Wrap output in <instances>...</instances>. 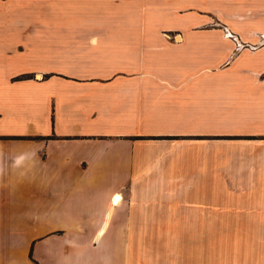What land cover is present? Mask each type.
<instances>
[{"label": "crops", "instance_id": "0c3cea01", "mask_svg": "<svg viewBox=\"0 0 264 264\" xmlns=\"http://www.w3.org/2000/svg\"><path fill=\"white\" fill-rule=\"evenodd\" d=\"M211 12L264 35V0H0V264H264V44Z\"/></svg>", "mask_w": 264, "mask_h": 264}, {"label": "rangeland", "instance_id": "374dc122", "mask_svg": "<svg viewBox=\"0 0 264 264\" xmlns=\"http://www.w3.org/2000/svg\"><path fill=\"white\" fill-rule=\"evenodd\" d=\"M190 9L191 8H187V7L179 8L181 17L182 15L187 16ZM207 14L209 15V18H206L207 21L202 24L203 26L198 25V26H194L191 28H187V29H191V30L210 29V30H219V31L224 32V37L231 39L234 43L233 56H235L237 53H239L244 48H250L254 50L258 48L260 45L264 44V35H262L261 40L256 44L245 42L241 40L240 38H238L237 34H235L234 31H232L230 28H228V26L225 23L221 22L219 17L215 16L212 12L207 13ZM187 29L184 28L183 26H177V28L174 29V32H172V34L169 35L170 40L180 41V38L178 40L177 36H179L183 30H187Z\"/></svg>", "mask_w": 264, "mask_h": 264}, {"label": "trees", "instance_id": "16d2710c", "mask_svg": "<svg viewBox=\"0 0 264 264\" xmlns=\"http://www.w3.org/2000/svg\"><path fill=\"white\" fill-rule=\"evenodd\" d=\"M22 77H24V76L19 77V79H21Z\"/></svg>", "mask_w": 264, "mask_h": 264}]
</instances>
